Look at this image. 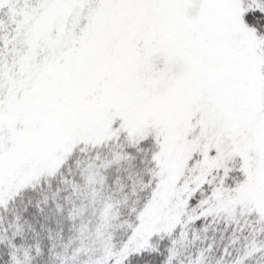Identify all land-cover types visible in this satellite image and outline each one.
<instances>
[{
	"label": "snow or ice",
	"instance_id": "snow-or-ice-1",
	"mask_svg": "<svg viewBox=\"0 0 264 264\" xmlns=\"http://www.w3.org/2000/svg\"><path fill=\"white\" fill-rule=\"evenodd\" d=\"M0 264H264V0H0Z\"/></svg>",
	"mask_w": 264,
	"mask_h": 264
}]
</instances>
